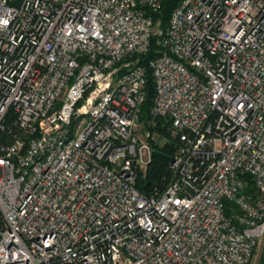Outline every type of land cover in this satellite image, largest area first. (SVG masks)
Segmentation results:
<instances>
[{
  "label": "built area",
  "instance_id": "built-area-1",
  "mask_svg": "<svg viewBox=\"0 0 264 264\" xmlns=\"http://www.w3.org/2000/svg\"><path fill=\"white\" fill-rule=\"evenodd\" d=\"M164 1L0 0V264L264 259V0H183L163 29ZM154 38L181 144L147 197Z\"/></svg>",
  "mask_w": 264,
  "mask_h": 264
},
{
  "label": "trees",
  "instance_id": "trees-1",
  "mask_svg": "<svg viewBox=\"0 0 264 264\" xmlns=\"http://www.w3.org/2000/svg\"><path fill=\"white\" fill-rule=\"evenodd\" d=\"M182 1L165 0L162 9L154 14L155 21L160 20L163 29L167 27L173 11ZM160 50L161 47L158 45V38H154L149 53L141 59V65L147 67L148 71L147 98L142 110V121L153 132V137L151 138L153 156L147 171L139 175L136 187L141 194L147 197L152 196L156 192H161L166 188L171 177L169 169L170 163L181 144L179 138L174 134L170 122L165 119H154L151 115V107L155 97V85L151 71L148 69V64L152 58L159 54ZM7 139L6 134L0 133V142L6 141ZM236 213H238L237 207L227 202L226 215L234 216ZM263 261L264 259L262 258L261 264H263Z\"/></svg>",
  "mask_w": 264,
  "mask_h": 264
},
{
  "label": "rangeland",
  "instance_id": "rangeland-1",
  "mask_svg": "<svg viewBox=\"0 0 264 264\" xmlns=\"http://www.w3.org/2000/svg\"><path fill=\"white\" fill-rule=\"evenodd\" d=\"M164 142V140H163ZM261 259H262V254L261 251L259 253H257L255 260H254V264H261Z\"/></svg>",
  "mask_w": 264,
  "mask_h": 264
}]
</instances>
